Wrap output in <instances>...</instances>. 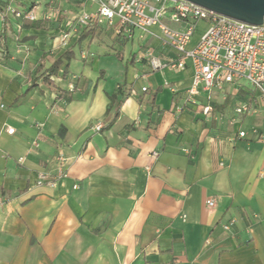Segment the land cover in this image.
Here are the masks:
<instances>
[{
	"label": "crops",
	"instance_id": "1",
	"mask_svg": "<svg viewBox=\"0 0 264 264\" xmlns=\"http://www.w3.org/2000/svg\"><path fill=\"white\" fill-rule=\"evenodd\" d=\"M97 8L0 0V264H264V141L250 131L263 113L232 123L234 83L198 97L211 116L185 105L191 61L153 69L148 48L176 56L158 28L127 38L79 21ZM60 155L67 175L38 185Z\"/></svg>",
	"mask_w": 264,
	"mask_h": 264
},
{
	"label": "built area",
	"instance_id": "2",
	"mask_svg": "<svg viewBox=\"0 0 264 264\" xmlns=\"http://www.w3.org/2000/svg\"><path fill=\"white\" fill-rule=\"evenodd\" d=\"M94 1L98 2L97 10L79 17V21L85 25L107 22L115 27L118 35L127 38H132L135 30L151 33L152 28H158L162 44L170 47L176 56L164 61L148 48L142 57L149 59L153 69L181 70L186 67L187 60L191 61L194 75L185 92V105L200 107L205 116H211L213 106L210 103L200 105L198 97L202 92L222 89L225 84L234 83L244 90L245 96L244 101L235 108L236 117L232 118V123L237 121L238 116L263 113L264 117V21L257 25L238 21L188 0ZM15 14L29 20L36 19L32 12L17 10ZM200 23H203L204 32L199 41L191 46ZM173 90L177 91L175 87ZM178 109H182V106H178ZM101 127V124L96 126L98 130ZM14 131L15 128H8L9 133ZM250 131L258 140L264 141V125L262 128L253 126ZM238 135L247 137L248 131L240 129ZM158 156V151L151 154L152 159ZM64 159V156H59L60 167L56 174L40 172L37 184L55 186L61 177L66 176ZM78 187V184L74 185V188ZM206 203L208 207H213L216 198H209ZM235 224L236 219L232 218L223 227L231 231Z\"/></svg>",
	"mask_w": 264,
	"mask_h": 264
},
{
	"label": "water",
	"instance_id": "3",
	"mask_svg": "<svg viewBox=\"0 0 264 264\" xmlns=\"http://www.w3.org/2000/svg\"><path fill=\"white\" fill-rule=\"evenodd\" d=\"M216 13L249 24L264 21V0H188Z\"/></svg>",
	"mask_w": 264,
	"mask_h": 264
},
{
	"label": "trees",
	"instance_id": "4",
	"mask_svg": "<svg viewBox=\"0 0 264 264\" xmlns=\"http://www.w3.org/2000/svg\"><path fill=\"white\" fill-rule=\"evenodd\" d=\"M36 21V22H35ZM32 23H34L35 25H39L38 20H34L32 21ZM5 27L3 29V31L1 32L0 35V42H5L6 41V32H5ZM62 63V58L60 57L55 63L54 65L49 69V73L47 74V77H50L54 74L58 73V69L60 68ZM68 74V65H66L65 70H64V76H67ZM60 94H62V96H67L68 99H72L73 98V92L70 91H66L63 89H59ZM111 98V104L110 107L108 108V111L111 110L112 108H114L116 100L115 98L112 96Z\"/></svg>",
	"mask_w": 264,
	"mask_h": 264
},
{
	"label": "rangeland",
	"instance_id": "5",
	"mask_svg": "<svg viewBox=\"0 0 264 264\" xmlns=\"http://www.w3.org/2000/svg\"><path fill=\"white\" fill-rule=\"evenodd\" d=\"M168 24L172 25V26H177V24L166 21ZM203 23L199 24L198 30L197 32L194 34L193 36V40H192V44H190L191 46L194 45L195 43H197L201 37V34L203 33ZM136 46V43L134 44ZM264 125V123H263Z\"/></svg>",
	"mask_w": 264,
	"mask_h": 264
}]
</instances>
